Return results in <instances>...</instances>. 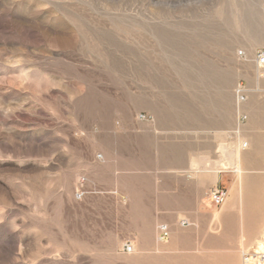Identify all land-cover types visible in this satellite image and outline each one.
<instances>
[{
	"label": "rangeland",
	"instance_id": "1",
	"mask_svg": "<svg viewBox=\"0 0 264 264\" xmlns=\"http://www.w3.org/2000/svg\"><path fill=\"white\" fill-rule=\"evenodd\" d=\"M262 51L264 0H0V264L252 258ZM241 142L242 173L215 178Z\"/></svg>",
	"mask_w": 264,
	"mask_h": 264
},
{
	"label": "built area",
	"instance_id": "2",
	"mask_svg": "<svg viewBox=\"0 0 264 264\" xmlns=\"http://www.w3.org/2000/svg\"><path fill=\"white\" fill-rule=\"evenodd\" d=\"M242 55V53L240 54ZM256 64L257 66L263 68L264 67V51H262L258 57L256 58ZM243 90L238 88L237 89V96H238V100L240 102H243L246 100V96L243 95ZM142 119H145V117H141ZM86 184V180L85 179H80L78 181V188L75 191V198L76 199H82L85 191L83 190L84 185ZM228 196H229V192L227 189H222L220 187H216L212 190L209 191L208 193V199L211 205H213L214 207H221L222 205H224L227 200H228ZM182 227H188L189 223L187 221H182L180 224ZM158 233L159 236L162 240H166L169 238V228L167 227V225H159L158 226ZM264 244V243H263ZM123 252L125 254L131 255L134 252V248L132 246V244L130 243H126L123 246ZM259 258L256 260V263L254 261H251L250 257H244L243 260H248L250 259L251 262H249L248 264H264V255H259Z\"/></svg>",
	"mask_w": 264,
	"mask_h": 264
},
{
	"label": "bare ground",
	"instance_id": "3",
	"mask_svg": "<svg viewBox=\"0 0 264 264\" xmlns=\"http://www.w3.org/2000/svg\"><path fill=\"white\" fill-rule=\"evenodd\" d=\"M236 133H238V135H239V131H236ZM245 147H247V144L243 143V142H241L240 145H236V146L235 145H232V146L221 145L219 152L221 153V155L225 159V163L221 164V166H219L221 168L213 170L214 177L217 178L218 174L221 173L220 170H228V169H231L235 173H238L240 175L242 173V169L240 166V159H241L240 151L244 150ZM260 154H261V152L259 153V155ZM257 163L258 164L259 163L264 164V156H261L260 160H258ZM194 164H196V163H194ZM197 164H198V166L206 167V159L204 158L202 160L197 161ZM214 166H216V165H214ZM241 183L242 182H240V184H239V191H238L239 197L242 194ZM259 255H264V244H262V243L258 244V246L254 252V255L251 258V261H254L256 263V260L259 258L258 257ZM251 261H250V259H248V260L245 259V260H243V264H248Z\"/></svg>",
	"mask_w": 264,
	"mask_h": 264
},
{
	"label": "crops",
	"instance_id": "4",
	"mask_svg": "<svg viewBox=\"0 0 264 264\" xmlns=\"http://www.w3.org/2000/svg\"><path fill=\"white\" fill-rule=\"evenodd\" d=\"M179 181H180V180H178V182H179ZM258 207H259V209H260L261 211H263V209H264V199H261V200H260V203H259ZM262 213H263V212H262ZM252 220H253V217H249V222H247V224L252 225V223H253V225L261 226V225L264 223V217H263V215L258 216L256 222H252Z\"/></svg>",
	"mask_w": 264,
	"mask_h": 264
}]
</instances>
